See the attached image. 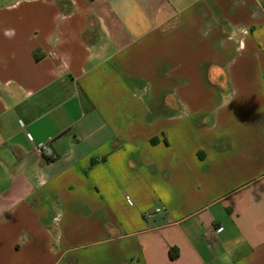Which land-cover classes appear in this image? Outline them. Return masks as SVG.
I'll list each match as a JSON object with an SVG mask.
<instances>
[{"label": "crops", "instance_id": "0c3cea01", "mask_svg": "<svg viewBox=\"0 0 264 264\" xmlns=\"http://www.w3.org/2000/svg\"><path fill=\"white\" fill-rule=\"evenodd\" d=\"M0 264H264V0H0Z\"/></svg>", "mask_w": 264, "mask_h": 264}, {"label": "built area", "instance_id": "2783aa9c", "mask_svg": "<svg viewBox=\"0 0 264 264\" xmlns=\"http://www.w3.org/2000/svg\"><path fill=\"white\" fill-rule=\"evenodd\" d=\"M29 138H31V136H29ZM35 150L40 154L46 155L48 153V145L45 142H39V143L35 144ZM160 211H161V207L156 206L151 211L144 212L143 218L147 219V218L151 217L154 213H157Z\"/></svg>", "mask_w": 264, "mask_h": 264}, {"label": "trees", "instance_id": "16d2710c", "mask_svg": "<svg viewBox=\"0 0 264 264\" xmlns=\"http://www.w3.org/2000/svg\"><path fill=\"white\" fill-rule=\"evenodd\" d=\"M156 139H151V142H155ZM58 154L57 153H52V152H49L46 156H45V159L47 161H51V160H54L55 158H57Z\"/></svg>", "mask_w": 264, "mask_h": 264}, {"label": "rangeland", "instance_id": "374dc122", "mask_svg": "<svg viewBox=\"0 0 264 264\" xmlns=\"http://www.w3.org/2000/svg\"><path fill=\"white\" fill-rule=\"evenodd\" d=\"M156 207V206H155ZM154 208V207H153ZM153 208H151V209H148V210H146V211H151ZM146 211H144V212H146Z\"/></svg>", "mask_w": 264, "mask_h": 264}]
</instances>
